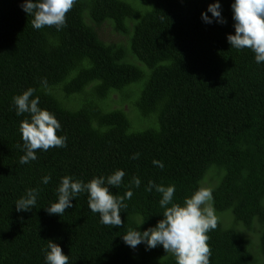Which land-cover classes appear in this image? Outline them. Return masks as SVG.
<instances>
[{"label": "trees", "instance_id": "trees-1", "mask_svg": "<svg viewBox=\"0 0 264 264\" xmlns=\"http://www.w3.org/2000/svg\"><path fill=\"white\" fill-rule=\"evenodd\" d=\"M214 2L76 0L57 31L34 29L23 0H0V264H45L49 240L69 264H176L162 245L132 249L122 240L163 218L161 194L145 190L149 181L174 184L181 204L199 188L212 191L218 224L208 233L210 264H264V62L228 43L233 0H220L226 23L202 20ZM105 21L128 35L127 46L100 40ZM129 55L147 61L145 82ZM29 87L61 123L57 135L67 146L37 150V159L22 165L19 128L30 116L16 115L13 97ZM114 91L120 103L133 99L141 121L106 105ZM117 169L125 176L110 190L133 192L121 226L101 224L87 193L61 216L45 211L64 176L88 182ZM33 188L37 204L17 212L15 202Z\"/></svg>", "mask_w": 264, "mask_h": 264}, {"label": "clouds", "instance_id": "clouds-1", "mask_svg": "<svg viewBox=\"0 0 264 264\" xmlns=\"http://www.w3.org/2000/svg\"><path fill=\"white\" fill-rule=\"evenodd\" d=\"M76 0H23L21 8L33 16L31 21L34 29H42L45 26H54L57 31L66 27V13H68ZM234 21V34L227 35V41L231 48L236 50L250 49L255 54L257 64L264 62V0H233L231 4ZM210 12L211 17L207 14ZM205 23H226L222 16L220 0L208 5L207 12L201 13ZM41 85L46 89V78L41 79ZM36 88L29 87L22 94L13 97L16 115L28 113L30 118L22 120L19 131L22 136L23 155L20 164H28L37 159V150L47 151L50 148L66 147L67 137L57 135L62 128L55 114L41 108L39 96L34 97ZM139 153L133 154V159L139 158ZM153 164L164 168L161 160L154 159ZM125 172L122 169L115 170L112 174L93 177L90 181L73 179L64 176L56 189L58 199L49 206L44 207L49 215L60 216L73 207V198L81 193H87L88 206L93 213L100 214V223L109 226H121V210L128 207L125 202L131 199L133 192L126 191L123 195H115L111 188L119 187ZM50 175L42 178L43 184H48ZM137 188L140 187L139 178L134 180ZM153 189L161 194L159 206L163 209V218L143 231L130 229L122 235L123 242L130 248L136 249L140 244L146 246V250L163 246L167 253H171L176 264H210L211 250L207 243L208 233L217 228V217L214 214L210 202L213 201V193L210 189L199 188L190 197H185L183 203L174 202L175 185L157 184L149 181L146 191ZM38 189H28L26 194L15 202L17 212L31 211L37 204ZM142 220L138 225H142ZM44 251L45 264H69V257L58 243L49 240Z\"/></svg>", "mask_w": 264, "mask_h": 264}, {"label": "rangeland", "instance_id": "rangeland-1", "mask_svg": "<svg viewBox=\"0 0 264 264\" xmlns=\"http://www.w3.org/2000/svg\"><path fill=\"white\" fill-rule=\"evenodd\" d=\"M97 31H98V35H99L100 40L106 45L115 43V44H122L124 46H127V44H128V35L121 34L117 31H115L113 28V25L110 21L103 22L97 28ZM128 59H131L132 61L130 63L137 65L143 71V74H144L143 78L139 81L145 82L149 76V69L144 64V63H147V61L143 62V60H141L140 58H137L136 56H131V55H129ZM118 96L119 95H118V93H116V91H114L113 93L111 92V94L109 95V97L106 101V105L111 109L120 107L121 109L126 111L130 115L131 121L133 124L137 123L138 121H141L142 118L138 117L139 114L136 115L137 111L135 112V110L137 107L135 106V102L133 101V99H130V100L123 99V101L120 103V102H118ZM139 97H140V95H139ZM136 100H137V98H136ZM147 123H148L147 121H143L142 125H146ZM204 187H206V185H204ZM219 216H222V215H219ZM225 219L228 220L227 215L225 216Z\"/></svg>", "mask_w": 264, "mask_h": 264}]
</instances>
